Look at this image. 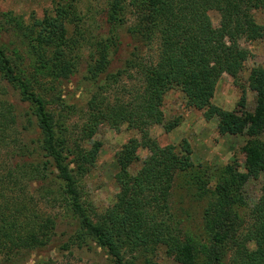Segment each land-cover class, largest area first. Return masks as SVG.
<instances>
[{"label":"trees","instance_id":"16d2710c","mask_svg":"<svg viewBox=\"0 0 264 264\" xmlns=\"http://www.w3.org/2000/svg\"><path fill=\"white\" fill-rule=\"evenodd\" d=\"M108 1V21L115 30L125 26L130 14L134 17L127 29L134 50L123 67L107 77L109 83L98 85L90 95V121L82 130L87 136L79 139L68 135L63 120L49 110L47 98L49 94L52 103L63 101L55 90L81 63L66 26L74 0H53L52 13L29 24L11 13L3 15L0 34L5 30L13 38L0 39V264H20L16 257L24 252L51 246L64 221L40 211L29 192L33 182L50 188L55 208L65 209L75 219L61 249L90 248L95 242L109 255L108 264H160L150 259L160 248L178 264H264V184L249 226H243L242 213L245 183L264 174V141L254 139L264 131V69L251 70V87L257 92L254 112L246 111L243 103L237 112L212 103L220 78L224 74L238 78L250 58L239 40L264 35L254 16L264 9V0ZM212 10L221 16L219 28L212 24ZM118 33L95 44L88 65L94 82L107 71L111 54L123 45L125 39ZM154 43H158L156 57L144 61L141 50ZM123 74L133 85L116 92L111 79L116 83ZM176 86L191 104L205 110L207 119H220L222 133L252 138L244 147L245 173L237 163L228 164L214 173L211 188L208 170L194 164L188 142L177 151L175 145L162 147L149 136L154 125L167 132L179 125L178 119L166 121L163 110L167 93ZM9 89L26 104L25 112L5 97ZM105 121L116 127L127 123L143 139L128 140L116 154L120 191L111 207L98 212L83 200L82 179L95 168L102 143L96 141L88 149L84 142ZM140 148L149 155L131 174ZM179 175L209 197L203 213L207 233L203 248L193 238H183L171 212Z\"/></svg>","mask_w":264,"mask_h":264},{"label":"rangeland","instance_id":"374dc122","mask_svg":"<svg viewBox=\"0 0 264 264\" xmlns=\"http://www.w3.org/2000/svg\"><path fill=\"white\" fill-rule=\"evenodd\" d=\"M73 5V13L66 26L69 39L73 43L75 42L73 51L80 57L81 63L78 71L55 90V93L59 92L62 96L63 101H60L62 104L57 101L52 103L53 97L49 94L47 98L50 100L49 110L57 119L63 120L68 129V135L71 138L79 139L84 136L85 133L82 130L90 121L87 113V102L90 95L98 85L109 83V80H106L107 77L117 73L134 50L127 31L134 21V17L130 14V19L124 24L125 26L115 30L108 21V0H74ZM54 6L53 0H0V24L4 23L3 15L6 13H11L26 24L33 23L43 19L47 14H51ZM128 11L130 12V10ZM209 15L213 26L219 28L222 25L219 12L212 10ZM254 16L256 25L261 30L264 27V9L255 11ZM113 32L114 34L119 32V38L125 40L123 45L111 54V63L107 71L98 78L97 82H94L90 78L91 74L88 68L92 62L91 54L95 50L97 40L107 39L112 36ZM12 38L10 32L5 30L0 34V39L5 42H10ZM239 44L250 51V58L246 62L245 69L238 78H233L228 74H224L220 78L212 103L231 112L239 111L242 108L241 103H243L246 111L254 112L257 107V92L251 87L250 77L253 68L264 69V35L252 34L249 38L240 39ZM157 47L158 43H154L141 50L144 61H149L150 57H156ZM117 78L116 83L112 79L110 82L113 83L116 92H119V89L124 85H133L128 75L123 74ZM51 94L54 95L53 92ZM5 97L21 112H25L28 108L26 104L18 100L15 92L11 89ZM163 110L166 121L178 119L179 125L169 132L161 125H154L149 129V136L156 139L162 147L170 144L175 145L177 151H181L184 143L188 142L194 164L208 170V179L206 180H210L211 188L215 184L214 173L228 164L237 163L241 172H246L247 155L244 147L251 138L249 135L222 133L220 119L218 117L207 119L205 110L191 104L190 99L178 86L167 93ZM117 124L119 125L117 127L108 121L99 124L95 128L93 136L84 142V146L88 149L96 141L102 143L95 168L82 179L83 200L86 204H92L98 212H104L111 207L116 202L120 191L116 180V174L119 172L116 154L128 140L137 138L141 141L143 139L142 134L136 129L129 128L127 123ZM259 138L264 141V131L254 137V139ZM138 155L139 161L129 168L131 174L138 172L143 161L149 155V151L140 148ZM12 160L14 162L15 159ZM263 184L264 174H261L257 178L249 177L244 185L243 195L246 205L242 210L245 219L243 226L250 225V212L262 195ZM49 190L45 184L33 182L29 192L38 202L42 213L64 221L58 225L57 234L54 236L51 246L31 254L24 252L25 254L16 257L18 262L20 264H108L109 255L95 242H92L90 248H78L73 245L67 250L61 249L70 237V234H66V230L75 222V219L67 215L65 209L55 208ZM208 199L209 197L201 195L194 183H191L184 175H179L176 178L170 201L171 212L183 231V238H193L198 242L199 248H203L207 244L203 213ZM245 214H249V216ZM251 247H254V243H251ZM150 259L160 264H178L162 248L154 254H150Z\"/></svg>","mask_w":264,"mask_h":264}]
</instances>
